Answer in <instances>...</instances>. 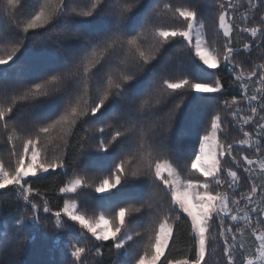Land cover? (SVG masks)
<instances>
[{"label": "snow or ice", "instance_id": "snow-or-ice-1", "mask_svg": "<svg viewBox=\"0 0 264 264\" xmlns=\"http://www.w3.org/2000/svg\"><path fill=\"white\" fill-rule=\"evenodd\" d=\"M33 226L59 264H264V0H0V264Z\"/></svg>", "mask_w": 264, "mask_h": 264}, {"label": "trees", "instance_id": "trees-1", "mask_svg": "<svg viewBox=\"0 0 264 264\" xmlns=\"http://www.w3.org/2000/svg\"><path fill=\"white\" fill-rule=\"evenodd\" d=\"M219 75H225V73H218ZM183 118H181L182 120ZM179 128V124L177 125ZM52 177L48 180H42L37 182V186L51 185ZM53 204L56 201L53 199ZM11 209H15V204H11ZM5 212H9L8 208H5ZM30 239L26 242L22 259L24 264H59L61 261V253L56 246L54 234L51 230L47 233L43 227H31L29 229ZM105 264H111L110 258L105 253Z\"/></svg>", "mask_w": 264, "mask_h": 264}]
</instances>
